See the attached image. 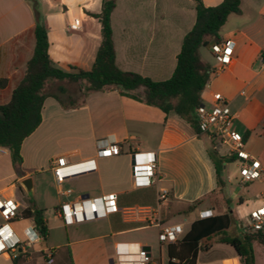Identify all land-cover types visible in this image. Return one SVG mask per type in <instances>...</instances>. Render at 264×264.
Returning a JSON list of instances; mask_svg holds the SVG:
<instances>
[{
    "label": "crops",
    "instance_id": "crops-1",
    "mask_svg": "<svg viewBox=\"0 0 264 264\" xmlns=\"http://www.w3.org/2000/svg\"><path fill=\"white\" fill-rule=\"evenodd\" d=\"M36 1L48 30L52 63L66 72L72 68L91 70L102 41L101 23L93 15L101 13L102 0ZM202 1L214 7L224 0ZM76 22L80 25L77 30L71 28ZM195 22L194 0H117L112 14L117 66L157 82L170 79L183 40ZM35 24L33 0H0V107L10 102L25 77L36 45ZM220 36L221 41L235 42L233 60L211 74L202 93L203 102L210 106L217 93L226 98L236 116L234 130L245 142L243 150L264 167V0H243L242 14L231 15ZM204 48L207 54L202 58L199 51L201 61L212 70L219 67L211 47ZM66 88L68 93L61 95L55 90L46 98L41 125L22 145L23 162L18 172L9 150L0 147V200H14L19 205V218L12 221V227L25 240L26 231L35 223L22 214L34 207L44 211L49 229L47 240L35 244L20 264H47L48 252H54L53 264H111L130 243L149 247L151 255L157 246L161 259L164 248L168 264V245L159 242L161 229L149 225L150 218L158 219L162 227L182 226L181 239L203 213H230L234 223L229 231L234 227L239 233L235 237L249 232L239 217L235 218L231 205L238 201L239 216H249L264 205V180L245 183L240 177L233 181L224 176L227 164L221 191L210 151L232 155L218 139L196 132L174 112L166 114L118 90L95 92L76 100ZM113 142L121 147L119 156L96 157L99 148ZM138 151L157 153L163 176L158 185L135 187L131 154ZM91 159L96 161L95 171L57 183L54 162L77 164ZM28 178L32 179L31 194L21 184ZM160 188L168 189L169 197L159 209ZM67 190L72 193L62 194ZM108 194L118 196L119 213L83 224H61L57 212L62 204ZM51 209L54 225L48 216ZM153 229L156 237L151 240L145 232ZM62 230L66 236L54 239V233ZM254 253L256 264H264V245L255 242ZM10 255L7 264H13ZM198 264L241 261L232 246L216 241L209 251L199 254Z\"/></svg>",
    "mask_w": 264,
    "mask_h": 264
},
{
    "label": "trees",
    "instance_id": "trees-1",
    "mask_svg": "<svg viewBox=\"0 0 264 264\" xmlns=\"http://www.w3.org/2000/svg\"><path fill=\"white\" fill-rule=\"evenodd\" d=\"M194 2L196 22L183 40L176 69L170 79L157 82L136 73L124 72L116 64L112 14L117 0H102L101 13L93 15L101 23L102 41L92 69L85 71L72 68L70 72L63 71L52 63L48 30L38 2L33 0L36 14L33 30L36 41L34 55L27 65L24 79L13 91L10 102L0 107V147L9 150L15 170L18 172L23 162L21 150L24 141L41 125L46 98L55 90L61 95L68 93L66 87L71 84L79 86L81 96L110 89L118 90L122 95L158 107L166 114L176 113L196 132L201 133L197 108L203 103L202 93L209 83L212 69L201 61L199 51L202 47L208 48L221 41V30L229 17L242 14L243 0H224L214 7L205 6L202 0ZM262 57L264 59V51ZM2 83L0 79V86ZM49 84L52 85L48 87ZM141 89L142 92L139 93ZM58 99L61 101L59 97ZM74 106L73 102L72 107ZM210 157L223 191L224 168L235 162L238 156H221L216 149H212ZM22 216L24 219H33L36 229L47 240L49 229L43 210L30 207ZM233 223L230 213L193 221L184 238L168 245V264H198L199 254L209 251L216 241L232 246L240 257L241 264H256L254 243L264 245V235L244 232L240 237H232L229 229ZM26 258L27 255L20 252L16 259L12 257V261L13 264H20Z\"/></svg>",
    "mask_w": 264,
    "mask_h": 264
},
{
    "label": "built area",
    "instance_id": "built-area-1",
    "mask_svg": "<svg viewBox=\"0 0 264 264\" xmlns=\"http://www.w3.org/2000/svg\"><path fill=\"white\" fill-rule=\"evenodd\" d=\"M72 29H79L78 22L71 26ZM235 42L232 40L220 41L211 46V51L217 60L219 67L212 70L218 72L229 66L233 60ZM197 118L200 132L209 134L218 139L220 143L228 148L230 155H237L240 160V177L243 182L250 183L256 180H264V167L261 162L252 158L243 149L245 146L242 135L234 130L236 116L232 113L226 98L217 93L214 95V102L208 106L204 102L197 108ZM122 153L118 143H108L98 149L97 158H110L119 156ZM132 177L136 188H151L162 182L163 176L159 169L158 156L156 152L138 151L131 154ZM54 174L59 185L68 179L87 174L96 170L95 159L87 160L77 164H69L64 160L54 162ZM71 190L63 192L70 195ZM169 190L160 188L158 193V208L160 209L168 200ZM121 211L116 194H108L101 197L82 198L75 202L62 204L58 209V216L65 225H77L86 222L96 221L116 214ZM0 213L5 222L0 225V256L12 254L16 259L19 253H29L30 249L43 237L36 227L26 231V239L22 240L14 228L12 221L19 218V205L14 200H0ZM211 217V214H201V219ZM149 225L160 227L159 242L161 244L177 243L183 235V227L174 225L162 227L160 221L155 218L147 220ZM247 229L252 233L264 235V205L253 210L248 216ZM47 264L54 263V252L45 255ZM113 264H152L151 252L140 243H130L125 250L117 255Z\"/></svg>",
    "mask_w": 264,
    "mask_h": 264
},
{
    "label": "rangeland",
    "instance_id": "rangeland-1",
    "mask_svg": "<svg viewBox=\"0 0 264 264\" xmlns=\"http://www.w3.org/2000/svg\"><path fill=\"white\" fill-rule=\"evenodd\" d=\"M200 53H201L202 58H205L206 54H207V49L202 47L200 49ZM68 88H69V92L72 95V99H76L77 100L78 98H80L81 95H80V93H78V88H79L78 85H72L71 84V85H68ZM239 165H240L239 162L229 163L227 165L226 170H225L224 176L225 177L226 176H230L233 181H236L237 179H240V171H239V167L240 166ZM238 207H239L238 206V201L234 202L231 205V208L234 209V211H235V218L239 217L242 225L247 227L248 215L239 216L238 211H237ZM53 213H54L53 209L49 210V212H48V216L51 217V219H50V224L51 225H54L56 223L53 220V216H52ZM1 224H3V220L1 219V216H0V225ZM61 224H64V223L62 222ZM145 234L151 240L155 239V237H156V232H155L154 229L146 231ZM229 235L232 236V237H235V236H239V233H237L236 229L233 227L229 231ZM65 236L66 235H65V231L64 230H62L60 233H57V232L54 233V239H56V240H57L58 237L64 238ZM10 256H11L10 254H5L3 256H0V264H7L6 258H11ZM162 257H163V259H161L159 248H157V246H153V250H152V264H161V263L162 264H167L166 251H165L164 248L162 249Z\"/></svg>",
    "mask_w": 264,
    "mask_h": 264
},
{
    "label": "water",
    "instance_id": "water-1",
    "mask_svg": "<svg viewBox=\"0 0 264 264\" xmlns=\"http://www.w3.org/2000/svg\"><path fill=\"white\" fill-rule=\"evenodd\" d=\"M132 163H133V161H132ZM21 184H22V186L24 187V189L28 192V194H31V193H32L33 185H32V179H31V178H28V179H26V180H23V181L21 182ZM88 197H89V196H84V198H88ZM146 249H147L148 251H150V248H149V247H146ZM111 264H113V261H112Z\"/></svg>",
    "mask_w": 264,
    "mask_h": 264
}]
</instances>
